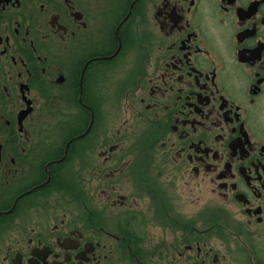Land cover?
<instances>
[{
    "label": "flooded vegetation",
    "instance_id": "obj_1",
    "mask_svg": "<svg viewBox=\"0 0 264 264\" xmlns=\"http://www.w3.org/2000/svg\"><path fill=\"white\" fill-rule=\"evenodd\" d=\"M0 264H264V0H0Z\"/></svg>",
    "mask_w": 264,
    "mask_h": 264
},
{
    "label": "trees",
    "instance_id": "obj_2",
    "mask_svg": "<svg viewBox=\"0 0 264 264\" xmlns=\"http://www.w3.org/2000/svg\"><path fill=\"white\" fill-rule=\"evenodd\" d=\"M55 180L57 184H70L71 183V177L67 171L62 172V173L60 171H56Z\"/></svg>",
    "mask_w": 264,
    "mask_h": 264
},
{
    "label": "rangeland",
    "instance_id": "obj_3",
    "mask_svg": "<svg viewBox=\"0 0 264 264\" xmlns=\"http://www.w3.org/2000/svg\"><path fill=\"white\" fill-rule=\"evenodd\" d=\"M105 106L104 109L101 108V114L108 119V122H110L111 126V100L105 101Z\"/></svg>",
    "mask_w": 264,
    "mask_h": 264
},
{
    "label": "water",
    "instance_id": "obj_4",
    "mask_svg": "<svg viewBox=\"0 0 264 264\" xmlns=\"http://www.w3.org/2000/svg\"><path fill=\"white\" fill-rule=\"evenodd\" d=\"M81 96H82V94H83V85H82V79H81ZM93 122H94V116H92V118H91V121H90V124H89V126H88V129L85 131V133H83L81 136H79V137H82V136H84V135H86L87 134V132H88V130L89 129H91V127H92V125H93Z\"/></svg>",
    "mask_w": 264,
    "mask_h": 264
}]
</instances>
